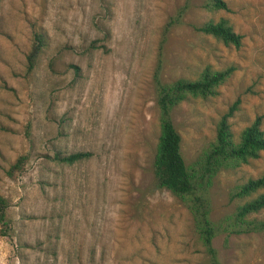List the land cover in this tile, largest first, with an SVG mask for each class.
<instances>
[{"label":"rangeland","instance_id":"1","mask_svg":"<svg viewBox=\"0 0 264 264\" xmlns=\"http://www.w3.org/2000/svg\"><path fill=\"white\" fill-rule=\"evenodd\" d=\"M192 0L166 35L159 78L195 79L204 69L233 72L206 99L171 111L189 165L227 118L234 141L260 118L264 133V0ZM184 0H0V264H206L191 216L153 186L158 125L152 75L162 26ZM225 19L238 48L189 25ZM48 41L26 72L32 31ZM26 133L28 136H26ZM54 152L86 153L72 164ZM23 168L5 171L18 156ZM264 176V152L220 172L208 194L217 221L245 200L229 191ZM264 217V210L254 215ZM213 239L220 264H264V232Z\"/></svg>","mask_w":264,"mask_h":264},{"label":"trees","instance_id":"2","mask_svg":"<svg viewBox=\"0 0 264 264\" xmlns=\"http://www.w3.org/2000/svg\"><path fill=\"white\" fill-rule=\"evenodd\" d=\"M192 0H184L174 15L169 17L162 26L158 47L156 69L152 75L154 105L158 125L154 154L152 158L153 186L169 192L188 211L192 226L197 235L206 264H220L217 251L212 245L213 239L223 235L225 240L231 235H246L264 232V217L254 215L264 210V193L245 200L235 207L233 212L226 214L217 221L210 218L211 205L209 188L214 178L224 171H234L241 165L259 158L264 152V133L260 129V118L241 130L238 140L234 141L227 118L231 111L223 115L216 124L213 140L203 148L189 165L183 161L180 146L181 139L171 121V111L188 98L206 99L217 94V88L233 72L232 67L219 71L204 68L193 79L179 78L172 82H162L159 78L161 48L168 32L182 23V17ZM204 9L225 10L221 0H205ZM194 32L210 36L226 46H240L241 36L236 34L228 22L220 18L208 20L200 25H189ZM46 32L38 27L32 31V41L26 56V72L30 73L36 64L39 54L47 45ZM26 136L28 134L26 133ZM86 153L62 154L54 152L53 160L57 163L72 164L84 157ZM27 159L26 155L18 156L14 163L5 171L8 178L19 172ZM264 187V176L248 179L233 187L228 193V201L245 199ZM6 200L0 197V226L6 229Z\"/></svg>","mask_w":264,"mask_h":264}]
</instances>
